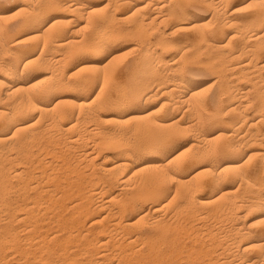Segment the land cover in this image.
<instances>
[{"label":"bare ground","instance_id":"obj_1","mask_svg":"<svg viewBox=\"0 0 264 264\" xmlns=\"http://www.w3.org/2000/svg\"><path fill=\"white\" fill-rule=\"evenodd\" d=\"M129 37L130 86L104 100L98 75L84 72H100L95 56ZM194 51L216 63L219 83L199 101L201 83L179 72ZM83 55L93 57L67 76ZM206 106L223 143L203 133ZM103 117L114 128L97 140ZM130 121L144 136L127 147L113 135ZM196 123L191 153L170 149ZM257 145L264 151V0H0V264H264Z\"/></svg>","mask_w":264,"mask_h":264},{"label":"rangeland","instance_id":"obj_2","mask_svg":"<svg viewBox=\"0 0 264 264\" xmlns=\"http://www.w3.org/2000/svg\"><path fill=\"white\" fill-rule=\"evenodd\" d=\"M7 4V6H6V8L8 9L7 11H10V10H12V8L16 5V2H14V1H9V2H6ZM104 3V4H103ZM107 3V0H101V5L102 6H104L105 4ZM243 13V12H242ZM244 13H246V12H244ZM10 14V15H9ZM13 14H15V13H8L7 14V17H8V19H10L9 21L10 22H14V21H16L18 18H19V16H17V14H16V16H14ZM210 17V14L208 13L207 14V19ZM121 25H124V26H127V24H125V23H120ZM123 40V39H122ZM120 40V42L122 43H120V42H118L112 49H111V53H107V52H104V53H101L100 55H98V56H95V58L97 59V64H99L98 66H100V68H102L103 66H105V67H103L102 69H101V71L99 72V69L98 70H95V72H94V70H87L86 72H84V74L85 75H87V74H96V75H98V79H99V81L97 80V82L99 83V84H97V83H95V85H94V87H95V94H97L98 92H99V90H101V88H103V94H102V98L104 99V100H106V98H110L111 100H114V101H119L120 100V98H122L123 97V92H124V90L126 91L127 90V88H129V86H130V78H129V73L126 71V66L128 65V64H130V63H132V61L137 57V55H138V52H137V50H136V52L134 51V48H135V45H136V41H134L135 39H133V38H128V40L127 39H125V40ZM131 40V41H130ZM128 41V42H127ZM130 41V42H129ZM175 42H178V43H180L181 41H179V40H177V41H175ZM119 43L121 44V45H119ZM130 43V44H129ZM135 44V45H134ZM117 45H118V47H117ZM117 47V48H116ZM174 52V53H173ZM203 53H202V55L199 53L198 55H197V53H195V51H194V53H192L191 52V54H189L187 57H185V59H183V63L184 62H186V64L184 65H182L181 64V67H183V68H181V69H179L178 71L180 72V73H182L183 75H186L187 77H188V79H193V80H197V81H199L200 83H201V88H200V93H202L201 94V96L203 97H201L200 96V98H197L198 100L197 101H199L200 99H205V98H208V97H212V95H214V94H218V86H219V83H215V85H212L213 84V81H215V78H216V74L217 73H215V72H217L216 70V67H214L215 65H216V63L214 62V61H211V59L208 57V54H207V52L206 51H202ZM113 53V54H112ZM175 53H176V50H170V51H167L166 53H165V55H166V58L167 59H175V58H177V59H179L180 57H179V55H175ZM193 54V55H192ZM204 54H206V55H204ZM174 55V56H173ZM191 55V56H190ZM200 55V56H199ZM169 56V57H168ZM199 56V57H198ZM91 57H93V56H91V55H88V57H87V55H83V57L81 56V57H79V58H77V59H75L74 61H73V64L72 63H70L71 65H69V71H68V73H66L67 74V76H69L72 72H74V71H72V70H74V68H75V66L79 63V62H81L83 59L85 60V59H88V58H91ZM172 57V58H171ZM191 57H193V58H191ZM195 57V58H194ZM110 59H112V63L111 64H109L108 63V60H110ZM192 59V60H191ZM77 60V61H76ZM181 61L179 62V64L181 63ZM197 61H198V63H197ZM202 61V62H201ZM130 62V63H129ZM215 64H214V63ZM206 63V64H205ZM208 63H211L210 65L208 64ZM107 64V65H106ZM126 64V65H125ZM195 64V65H194ZM197 64V65H196ZM214 64V65H213ZM110 65V66H109ZM102 66V67H101ZM109 66V67H108ZM125 66V67H124ZM179 66L180 65H178V68H179ZM70 67H72V68H70ZM213 67H214V70H212L213 69ZM210 68H212V69H210ZM184 69V70H183ZM187 70V71H186ZM192 70H195V72H191ZM211 70H212V72H211ZM97 71L99 72L98 74H97ZM104 71H105V73H104ZM190 73H189V72ZM197 71V72H196ZM213 71H215V72H213ZM111 72V73H110ZM121 72V73H120ZM211 72V73H210ZM193 73V74H192ZM213 73V74H212ZM215 73V74H214ZM69 74V75H68ZM113 74H114V77H112L113 76ZM191 74V75H190ZM196 75H198V76H196ZM202 75V76H201ZM99 76H101L100 78H99ZM106 76V77H105ZM123 76V77H122ZM192 76V77H191ZM105 77V78H104ZM110 77H111V79H110ZM122 77V78H121ZM104 78V79H103ZM124 78V79H123ZM206 78H208V79H206ZM211 78V79H210ZM103 79V80H102ZM199 79V80H198ZM213 79V80H212ZM101 80V81H100ZM208 80V81H207ZM212 80V81H211ZM104 81V82H103ZM206 84H204L203 82ZM102 83V84H101ZM104 83V84H103ZM108 83V84H107ZM209 83H211V84H209ZM246 82L245 81H243L242 82V84H245ZM102 85H103V87H102ZM105 85H107V86H105ZM100 86V87H99ZM205 86V87H204ZM208 86H211V87H209L208 88ZM125 88V89H124ZM207 88V89H206ZM210 88H213L212 90H208V89H210ZM121 90H123V92L121 91ZM206 90H208V91H210V92H205ZM213 90H214V93H213ZM115 91V92H114ZM118 92V93H117ZM211 92L213 93V94H211ZM112 93V94H111ZM115 93V94H114ZM122 93V96H120V94ZM200 93H199V95H200ZM206 93H208L207 94V96H206ZM114 95H116V96H114ZM162 98V99H161ZM164 98L165 97H158L157 98V100H158V104H156L157 102V100L155 101V103L153 104L154 105V107H153V109H156V110H158L159 111V109L161 110V104H162V101L164 100ZM248 101H249V99H247ZM160 104V105H159ZM66 106H69V107H71L70 105H66ZM159 107V108H158ZM210 108H212V107H210V106H206L205 108L204 107H200V112H202L201 114H203L202 116H203V119H202V121L203 122H201L200 124H201V127H203V133H205V134H207V135H209V137H211V138H213V140H215L214 142H215V144H220V143H223V142H225L226 140H224L226 137V135H225V132L223 131V129H219L217 126L215 127V126H212L210 123H209V115L211 114V113H213V109L214 108H212V110H210ZM178 109V108H177ZM176 109V111H175V116H176V118L177 117H181L182 115H184V111H185V117H186V111H187V109L185 110V108H180L181 109V111H180V113H179V110L180 109H178L177 110ZM203 109L205 110V111H203ZM184 110V111H183ZM212 111V112H211ZM160 112V111H159ZM199 112V113H200ZM251 112V113H250ZM164 113V110L162 111V113H159V115L161 114H163ZM248 114L251 116V115H253L254 114V108L252 109V108H250L249 110H248ZM181 115V116H180ZM207 115V116H206ZM184 117V118H185ZM188 117H191V116H188L187 115V117L186 118H188ZM194 117H196V115L194 116ZM208 117V118H207ZM127 118H129V116H127L125 119H127ZM185 118V119H186ZM226 118V120H228V117L226 116L225 117ZM106 119V120H105ZM192 119V120H191ZM191 121H193V118L191 117ZM88 120V123L89 124H87V121L85 122L87 125L86 126H84V127H88V128H90L91 126H93V125H95V124H93L92 125V123H95L94 121H91L90 119H87ZM104 120V121H103ZM107 120H109V117H103L102 118V120H101V130H98V131H94V134L95 135H93L92 134V136H94V137H96L97 138V140L99 139V137L100 138H102V136H105V134L103 135L102 133H99L100 131H107V130H109V131H111V130H113V128H114V125H113V123H112V121L111 120H109V121H107ZM187 120V119H186ZM188 120H189V118H188ZM189 120V121H190ZM194 120H196V118L194 119ZM206 121V123H205V121ZM106 121V122H105ZM208 121V122H207ZM103 122V123H102ZM84 124V123H83ZM91 124V126H89ZM200 124H198V123H196V128H194L195 130L197 129V128H199L198 126L200 125ZM206 126H205V125ZM85 125V124H84ZM135 126V128H136V130H134L133 131V129H135V128H132V127H134ZM184 127V126H183ZM182 127V129H183V131H181L180 132V134H178L177 135V137L174 139V141H173V143H172V145H171V147H170V149H172V150H174V151H176L177 149H179L180 151H183V152H188V151H186L187 149H190L191 150V146L195 143V141H197L198 140V138H197V136L198 135H200V132L201 131H199L200 129H197L196 131L198 132H196L195 131V133L197 134L196 136L194 135L195 133H194V131L193 130H191V129H184ZM200 127V128H201ZM205 127V128H204ZM208 127V128H207ZM125 128H127V129H125ZM124 128V130H123V133H124V136H123V133H119L118 131H116V133L114 132V135H113V139H114V141H116V142H118V140H119V143L120 144H124V146H126V144L128 145V144H130V145H128L127 147H132V146H134V144L133 143H137L140 139H142L143 138V133H141V131L139 130V127H138V125H137V123L136 122H132V121H130L127 125H126V127ZM187 130H189V131H187ZM201 130H202V128H201ZM219 130V131H218ZM218 131V132H217ZM223 131V132H222ZM96 132V133H95ZM125 132H126V134H125ZM131 132V133H130ZM187 132H189V133H187ZM191 132V133H190ZM98 133V134H97ZM106 133H108V131L106 132ZM192 133H194V134H192ZM202 133V132H201ZM219 133L221 134L222 133V135H219ZM100 134V136H98ZM116 134H117V136H116ZM120 134H121V136H120ZM131 134H132V136H131ZM97 135V136H96ZM195 136V138H193L194 136ZM217 135L219 136V137H217ZM116 136V137H115ZM141 136H142V138H141ZM193 136V137H192ZM94 137H89V139H90V141H88L90 144H92L93 143V141H92V139L94 138ZM118 137V138H117ZM132 137H134V138H132ZM139 137V138H138ZM191 137V138H190ZM124 139V140H122V139ZM126 138V139H125ZM134 139L135 141H133L132 139ZM193 138V139H192ZM216 138V139H215ZM88 139V140H89ZM121 139V140H120ZM96 140V139H95ZM127 140V141H126ZM130 140V141H129ZM92 141V142H91ZM133 141V142H132ZM126 143V144H125ZM192 143V144H191ZM183 144H184V146H183ZM136 146V145H135ZM177 146V147H176ZM179 146V147H178ZM253 146V145H252ZM187 147V148H186ZM254 147V146H253ZM251 148L250 150H249V153H252L254 156H256L255 157V159H262V160H264V154L261 156V154H260V151H261V153H263L264 151H263V149H262V147H263V145H262V147H259L258 145L255 147V148ZM259 147V148H258ZM175 148V149H174ZM177 148V149H176ZM186 148V149H185ZM183 149V150H182ZM259 149V150H258ZM194 150L196 151V149H192V151L194 152ZM255 150V151H254ZM256 150H258V151H256ZM109 150H103V152L104 153H106V152H108ZM190 153H191V151H189ZM256 152H258L259 154L257 155V153ZM102 155V154H101ZM101 155H99L98 157H97V159L98 160H102V156ZM263 178H264V173H263ZM236 188V186H234L231 190L232 191H236L237 189H235ZM99 210V209H98ZM97 212H99V213H101V212H104V210H99V211H97ZM149 219H151V218H149ZM214 220V218H210V219H207L208 220V222L207 223H210V222H213V221H211V220ZM152 220V219H151ZM150 220V221H151ZM206 220V221H207ZM146 221H149V220H146ZM146 221H144L145 223L142 225V227L143 228H146L147 227V224H146ZM203 221V220H202ZM210 221V222H209ZM199 222V221H198ZM142 224V223H141ZM140 224V225H141ZM143 228H141V226H139V229H138V227H136V231L134 230V228L133 229H131V231H132V233L134 234V233H137L138 232V230H141V229H143ZM87 258V257H86ZM85 258V259H86ZM111 259L112 260H110V261H116L115 260V257L113 258V257H111ZM114 259V260H113ZM79 263V262H78ZM77 263V264H78ZM106 263H109V260H107L106 261ZM71 264H74V263H71ZM76 264V263H75ZM94 264V263H93Z\"/></svg>","mask_w":264,"mask_h":264}]
</instances>
